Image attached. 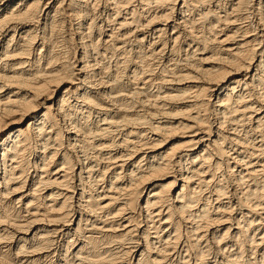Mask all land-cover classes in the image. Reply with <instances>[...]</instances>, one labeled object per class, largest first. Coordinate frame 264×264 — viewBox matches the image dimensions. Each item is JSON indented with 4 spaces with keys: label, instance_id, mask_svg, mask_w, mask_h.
I'll use <instances>...</instances> for the list:
<instances>
[{
    "label": "bare ground",
    "instance_id": "obj_1",
    "mask_svg": "<svg viewBox=\"0 0 264 264\" xmlns=\"http://www.w3.org/2000/svg\"><path fill=\"white\" fill-rule=\"evenodd\" d=\"M0 264H264V0H0Z\"/></svg>",
    "mask_w": 264,
    "mask_h": 264
}]
</instances>
